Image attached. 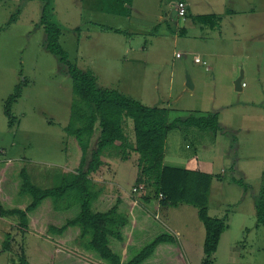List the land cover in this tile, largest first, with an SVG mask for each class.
<instances>
[{
  "label": "rangeland",
  "instance_id": "rangeland-1",
  "mask_svg": "<svg viewBox=\"0 0 264 264\" xmlns=\"http://www.w3.org/2000/svg\"><path fill=\"white\" fill-rule=\"evenodd\" d=\"M49 1L46 15L63 27L61 44L69 60L91 72L98 87L148 106L165 104L180 117L219 113L216 133L172 129L165 155L168 166L201 169L212 177L209 215L225 219L229 228L208 258L198 209L188 204L162 208L153 218L174 236L179 251L176 255L171 247L173 258L164 256L158 264H264V225L257 226L255 217L259 198L264 199V0H190L198 16L217 13L224 19L219 26L223 41L219 29L202 28L192 18L179 21L175 0ZM42 10L40 0H0V201L8 205L17 203L16 177L22 169L35 185L50 188L60 184L57 175L75 170L82 157L77 140L65 131L76 98L72 78L45 48ZM228 10L241 17L229 19ZM15 14L16 21L7 26ZM103 25L125 32H110ZM196 56L208 66L196 63ZM241 75L246 86L238 91L235 81ZM18 86L21 95L11 109V127L5 102ZM126 125L134 142L132 119ZM138 158L132 153L123 160L115 151L103 157L97 186L138 199ZM72 238L55 241L34 227L23 234L13 220L0 217V264H21V259L30 264L103 263Z\"/></svg>",
  "mask_w": 264,
  "mask_h": 264
},
{
  "label": "trees",
  "instance_id": "trees-1",
  "mask_svg": "<svg viewBox=\"0 0 264 264\" xmlns=\"http://www.w3.org/2000/svg\"><path fill=\"white\" fill-rule=\"evenodd\" d=\"M40 1L43 4L40 25L46 33L45 48L59 59L63 73L72 78L76 98L65 131L77 140L82 157L75 170L57 175L60 184L55 187H38L27 170L22 169L16 177L20 183L17 203L8 205L0 201V217L13 220L23 234L32 227L55 241L73 234V243L82 245L92 259L103 264H157L153 263L154 259L173 258L171 247L176 255L179 249L174 236L153 216L162 208L188 204L198 209L206 231L204 253L211 257L217 252L221 236L228 228L225 219L209 215L212 177L201 170L166 166L165 148L172 129L197 127L218 132L221 129L219 113L194 112L170 121L169 111L165 108L146 106L117 90L98 87L91 72L69 60L61 44L63 27L47 17L50 1ZM179 2L185 3L189 11L185 0H175L176 17ZM230 13L233 12L228 10L227 14ZM16 18L17 14L13 15L7 26ZM187 18L211 28L220 26L222 20L214 14L193 16L188 13ZM101 28L125 32L104 25ZM20 95L18 86L5 102V115L11 127L15 124L11 109ZM128 118L134 123V142L126 131ZM96 133L98 141L93 148L92 139ZM114 151L123 160H128L132 153L139 154L136 185L141 195L138 199L108 194L97 186L95 177L105 163L103 157ZM256 208L257 226L264 225L263 197L259 198ZM4 245L10 250L9 243ZM21 264L30 263L21 259Z\"/></svg>",
  "mask_w": 264,
  "mask_h": 264
},
{
  "label": "crops",
  "instance_id": "crops-1",
  "mask_svg": "<svg viewBox=\"0 0 264 264\" xmlns=\"http://www.w3.org/2000/svg\"><path fill=\"white\" fill-rule=\"evenodd\" d=\"M186 1V3H187V5H188V13L189 14H191V15H193V16H197V14L194 12V8H193V3L190 1V0H185ZM231 12H233V13H230V14H227V11H226V15L227 16H229V19H231V20H233V19H236V17H241L240 15H239V13L237 12V11H234V10H231ZM214 14H216V15H218L217 13H214ZM242 14H244V13H242ZM247 14V13H246ZM255 13H254V10L253 9H251V11H250V13H249V15H250V17L252 18L253 17V15H254ZM174 15H175V6H174ZM223 21H224V19H222V24H223ZM186 25V24H185ZM183 26L182 27V30L180 31L181 33H184L185 32V27L186 26ZM199 25V24H198ZM221 25V24H220ZM201 26V25H200ZM222 26V25H221ZM202 28L203 27H207V28H210V29H215V30H217V29H219V30H217V31H219V34L217 35V37H218V39H220L221 38V36H222V41H223V35H222V29L220 30V28H219V26L218 27H216V28H211V27H208V26H201ZM115 29V28H114ZM110 32H114V31H112V30H109ZM138 50H140V49H138ZM145 49H143V51H144ZM141 51V50H140ZM229 55H230V53H229ZM196 57H198V56H196ZM195 57V58H196ZM195 58H194V61H195ZM208 72L210 71V70H207ZM242 77H243V75H241ZM192 81V80H191ZM194 81V80H193ZM235 81V80H234ZM233 81V82H234ZM236 82V81H235ZM193 83V82H192ZM193 87H194V85H193ZM192 87V88H193ZM243 88L244 87H242V85H241V90H238V91H242L243 90ZM142 103V102H141ZM142 104H144V103H142ZM145 105V104H144ZM146 106H148V105H146ZM152 106H158V107H161V108H165V109H167L168 111H169V120L170 121H173L174 119H176V118H178V117H180V116H177V111H172V109L170 108V106H166L165 104H156V105H152ZM172 112H173V114H175V117H173L172 116ZM196 112V111H195ZM171 132V131H170ZM170 132L168 133V136H167V140H168V137H169V134H170ZM167 142V141H166ZM167 159L168 158H166V155H165V165L166 166H168L167 165ZM174 161H176V158H173V159H171V162H174ZM169 167H173V166H169ZM201 170V169H200ZM255 210H256V212H257V208L255 207ZM255 212V217H256V215H257V213ZM228 228H229V226H228ZM205 234H206V232H205ZM205 241V240H204ZM160 261H159V259H154V262L153 263H159ZM103 264V263H102Z\"/></svg>",
  "mask_w": 264,
  "mask_h": 264
},
{
  "label": "built area",
  "instance_id": "built-area-1",
  "mask_svg": "<svg viewBox=\"0 0 264 264\" xmlns=\"http://www.w3.org/2000/svg\"><path fill=\"white\" fill-rule=\"evenodd\" d=\"M187 15H188V11L186 8V4L183 2H179L177 5V18L179 19V21L185 22L187 20ZM179 56V54H178ZM195 62L202 64L203 66H208V64L202 60V58L200 57H196L195 58ZM206 69L208 70V67H206ZM245 83H242V87H245ZM162 198V195H161ZM158 214H156L157 217Z\"/></svg>",
  "mask_w": 264,
  "mask_h": 264
},
{
  "label": "water",
  "instance_id": "water-1",
  "mask_svg": "<svg viewBox=\"0 0 264 264\" xmlns=\"http://www.w3.org/2000/svg\"><path fill=\"white\" fill-rule=\"evenodd\" d=\"M242 76H240L237 80H236V82H235V85H236V89L237 90H241V84H242ZM187 85L190 87V88H192L193 87V83H192V81H191V79L188 77V80H187Z\"/></svg>",
  "mask_w": 264,
  "mask_h": 264
},
{
  "label": "clouds",
  "instance_id": "clouds-1",
  "mask_svg": "<svg viewBox=\"0 0 264 264\" xmlns=\"http://www.w3.org/2000/svg\"><path fill=\"white\" fill-rule=\"evenodd\" d=\"M243 83V82H242ZM242 85V84H241Z\"/></svg>",
  "mask_w": 264,
  "mask_h": 264
}]
</instances>
